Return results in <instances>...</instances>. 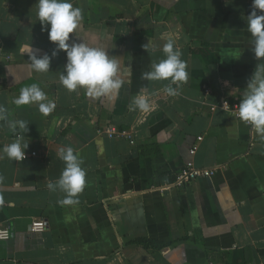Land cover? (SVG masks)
Returning a JSON list of instances; mask_svg holds the SVG:
<instances>
[{
	"label": "crops",
	"instance_id": "0c3cea01",
	"mask_svg": "<svg viewBox=\"0 0 264 264\" xmlns=\"http://www.w3.org/2000/svg\"><path fill=\"white\" fill-rule=\"evenodd\" d=\"M71 2L83 19L69 43L103 46L120 56L122 72L124 60L132 72L110 97L68 91L59 82L66 52L44 74L20 53L25 43L39 56L56 49L37 18V0H0V104L28 122L31 155L14 161L0 152V227L11 228L0 239V264H264V134L211 110L222 99L240 101L260 63L247 31L253 0ZM165 31L188 64L176 97L163 92L170 81L142 78L164 58ZM33 83L56 104L47 116L35 104H12ZM141 90L151 94L148 113L129 107ZM110 125L133 142L110 138ZM14 137L0 126V148ZM69 146L84 160L86 185L78 204L61 206L65 194L47 184L60 177L58 152ZM189 162L214 174L174 186ZM36 219L46 221L45 231H30ZM142 238L163 246L144 248L135 243Z\"/></svg>",
	"mask_w": 264,
	"mask_h": 264
},
{
	"label": "clouds",
	"instance_id": "9594fccd",
	"mask_svg": "<svg viewBox=\"0 0 264 264\" xmlns=\"http://www.w3.org/2000/svg\"><path fill=\"white\" fill-rule=\"evenodd\" d=\"M36 6V15L42 29L48 32L49 40L56 44V49L51 56H39L32 43L23 44L20 53L28 54L30 68L36 73H47L52 57L63 50L67 55V63L59 75V82L65 89L76 91L82 88L89 97H110L118 93L126 83L121 76L130 75L132 72V68L126 66V60L123 61L122 72L120 56L109 55V49L103 46H89L84 39L80 43H69L70 34L79 36L78 31L83 19L82 8L74 6L71 0H37ZM252 8L246 18L247 31L251 35L252 51L260 63L256 65L242 94L237 117L251 125L256 132L264 134V14H258V10L259 13H264V0H253ZM161 39L166 41L162 46L164 58L153 62L150 70L142 73V78L147 81H170L163 88V92L169 97H176L180 95L181 86L189 79L188 64L182 59V51L176 46L170 32H162ZM145 48L148 51L147 45ZM131 59L129 57L127 60ZM127 83L130 84L131 81ZM150 95L141 90L131 100L130 109L150 112L154 107ZM12 104L17 107L35 104L44 116L49 115L56 107L55 102L48 99L37 83L22 88L19 95L13 98ZM0 126L7 127L15 134L12 142L0 148V152L10 160L23 161L29 147V142L25 140V133L29 131L28 122L10 118L9 109L0 104ZM58 156L65 167L58 180L50 181L47 188L51 192L59 191L65 194L63 199L57 201L58 204L74 206L79 203L78 195L86 185L84 160L70 146L61 148Z\"/></svg>",
	"mask_w": 264,
	"mask_h": 264
},
{
	"label": "built area",
	"instance_id": "2783aa9c",
	"mask_svg": "<svg viewBox=\"0 0 264 264\" xmlns=\"http://www.w3.org/2000/svg\"><path fill=\"white\" fill-rule=\"evenodd\" d=\"M240 101L230 100V99H222L220 103L216 105H211V110H215L216 108H221L231 115H233L236 119L239 120L237 117V112L239 108ZM241 121V120H240ZM248 126L252 127L251 125L247 124ZM107 134L110 138H126L129 139L130 142H133L132 135L120 131L117 127L110 125L107 128ZM197 149V145L193 147L191 150L192 153H195ZM35 155V153H32ZM29 154H26V158H28ZM214 174V169L209 168H199L193 165L191 162L187 163L183 168H181L177 174L175 175L173 185L179 188L185 187L189 185L194 180L201 178V177H210ZM47 228L46 221L43 219H36L33 220L30 224V231L31 232H43ZM11 237V228L10 226L0 227V239L7 240Z\"/></svg>",
	"mask_w": 264,
	"mask_h": 264
},
{
	"label": "trees",
	"instance_id": "16d2710c",
	"mask_svg": "<svg viewBox=\"0 0 264 264\" xmlns=\"http://www.w3.org/2000/svg\"><path fill=\"white\" fill-rule=\"evenodd\" d=\"M135 243L143 246L144 248H154V247L163 246V244L153 241L148 238H142V239L136 240Z\"/></svg>",
	"mask_w": 264,
	"mask_h": 264
}]
</instances>
